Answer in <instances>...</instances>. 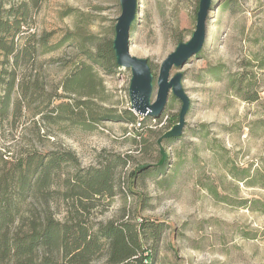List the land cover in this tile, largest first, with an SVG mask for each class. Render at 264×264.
Listing matches in <instances>:
<instances>
[{"label": "rangeland", "instance_id": "1", "mask_svg": "<svg viewBox=\"0 0 264 264\" xmlns=\"http://www.w3.org/2000/svg\"><path fill=\"white\" fill-rule=\"evenodd\" d=\"M137 1L130 53L148 59L156 98L161 64L191 38L200 0ZM121 12L119 0H44L31 35L64 42L23 70L44 90L36 89L41 97L22 111L0 119V155L72 149L89 167L101 155L129 153L131 163L119 169L117 194L100 203L98 219L126 212L136 221H164L154 264H264V0H212L202 51L171 73L184 74L191 106L181 138L163 142L167 159L161 166L160 147L146 127L160 137L178 121L181 101L170 93L161 117L133 111L143 124L131 123V70L107 72L90 57L100 46L106 54ZM218 64L224 66L221 79L207 72ZM85 65L95 78L91 97L66 92L64 80ZM83 99L91 100L87 110L99 118L92 127L83 124L89 123L78 107L50 111ZM135 132L147 138L142 146L133 143ZM145 163L153 165L150 175L140 173L129 191L130 171Z\"/></svg>", "mask_w": 264, "mask_h": 264}, {"label": "trees", "instance_id": "2", "mask_svg": "<svg viewBox=\"0 0 264 264\" xmlns=\"http://www.w3.org/2000/svg\"><path fill=\"white\" fill-rule=\"evenodd\" d=\"M43 2L0 0L2 120L41 97L35 94L36 89L44 90V87L38 80L32 82L22 75L23 70L39 53L55 50L64 42L50 44V34L38 39L31 35L34 16ZM107 47L106 54L100 46L90 57L102 64L105 71L112 72L118 67L113 42ZM223 67V64L210 66L207 72L221 79ZM235 81L234 78L232 82ZM95 86L92 66L88 65L79 67L63 82L66 92L81 97H91ZM90 101H76L74 106L62 102L50 111L59 114L67 108L78 107L89 124L82 123L92 127L99 118L89 114ZM128 113L131 123L143 124L133 111ZM146 128L149 138L155 139L153 144H158L159 132ZM132 140L139 147L147 138L143 132H135ZM99 157L97 165L84 167L72 149L33 150L16 158L0 155V264H154L156 250L167 228L164 221L149 218L136 221L126 212L108 220L96 217L95 210L100 203L117 194L119 169L131 163L132 155L110 153ZM159 161L156 166L164 164ZM152 166L137 164L130 171L129 191L133 192L140 173L150 175Z\"/></svg>", "mask_w": 264, "mask_h": 264}, {"label": "water", "instance_id": "3", "mask_svg": "<svg viewBox=\"0 0 264 264\" xmlns=\"http://www.w3.org/2000/svg\"><path fill=\"white\" fill-rule=\"evenodd\" d=\"M119 1L122 12L115 25L113 49L117 65L130 69L132 73L129 86L131 110L141 116L159 118L164 113L170 93L181 101L178 122L158 138L162 155L159 164H163L167 158L163 141L182 136L191 106V99L182 84L184 74L181 71H177L174 75L171 73L174 68L180 69L185 66L190 59L202 51L207 39V20L212 0H200L196 27L191 38L179 42L174 51L163 60L156 80L158 86L156 98H153L155 76L148 59L130 53V29L136 19L138 1Z\"/></svg>", "mask_w": 264, "mask_h": 264}]
</instances>
